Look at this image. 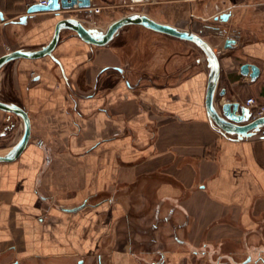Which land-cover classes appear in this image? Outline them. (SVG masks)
<instances>
[{
  "label": "crops",
  "instance_id": "0c3cea01",
  "mask_svg": "<svg viewBox=\"0 0 264 264\" xmlns=\"http://www.w3.org/2000/svg\"><path fill=\"white\" fill-rule=\"evenodd\" d=\"M35 3L0 0V56L41 49L60 19L81 11L59 17L38 12L14 22ZM91 3L101 11L93 10L90 22L79 19L99 29L136 10L203 30L220 57L230 95L222 101L236 115L251 116L250 107L237 101L256 96L264 85V0ZM131 6L135 10H125ZM223 13L230 14L228 21L215 19ZM219 27L237 37L236 47L224 48L229 34L218 35ZM53 54L60 65L49 57L23 58L11 74L8 64L0 69V90L19 96L32 119L30 144L19 158L0 162V264H70V255L83 249L70 253L62 239L37 238V220L47 198L51 211L44 217L52 209L79 214L88 206V190L98 197L94 209L107 198L125 210L152 207L142 213L149 217L160 206L169 222L173 208L178 250L188 248L191 264H264V137L225 135L210 123L204 104L209 66L197 45L128 25L105 46L62 31ZM32 74L39 79L32 82ZM5 116L0 110V120ZM103 190L109 196L102 199ZM75 207L81 208L68 210Z\"/></svg>",
  "mask_w": 264,
  "mask_h": 264
},
{
  "label": "rangeland",
  "instance_id": "374dc122",
  "mask_svg": "<svg viewBox=\"0 0 264 264\" xmlns=\"http://www.w3.org/2000/svg\"><path fill=\"white\" fill-rule=\"evenodd\" d=\"M133 8L131 6L125 10L131 12ZM0 121L5 123L4 119ZM22 129L23 125L11 139L3 140V144L0 143V153L5 154L13 146L12 144L17 142ZM108 196V192L103 190L99 197L103 199ZM85 197L88 206H85L79 214L71 213L67 217L66 214L61 215L52 209L50 216L44 217L49 212L48 207L44 206L42 207L44 215L37 220V238L46 236L56 240L62 239L61 241L68 243L67 251L70 253H74L77 248L83 249L70 255V264H79L77 259H82L86 264H97L101 260L103 264H153L155 261L159 264L164 250H167V257L163 264L195 262L191 259L188 248L182 247L178 250V243L175 240L177 231L172 227L175 222L173 208L169 209L170 213L167 215L169 222H166L161 216L160 206H156L149 217H143L142 213L152 207L128 206L125 207L126 211L124 207L111 205L110 200L106 198L100 208L94 209L98 197L93 196L91 190L86 191ZM52 264L60 263L53 260Z\"/></svg>",
  "mask_w": 264,
  "mask_h": 264
},
{
  "label": "water",
  "instance_id": "95a60500",
  "mask_svg": "<svg viewBox=\"0 0 264 264\" xmlns=\"http://www.w3.org/2000/svg\"><path fill=\"white\" fill-rule=\"evenodd\" d=\"M92 6L91 0H47L46 4L35 3L28 7V14L16 19L14 22L25 23L28 16L38 12H53L55 16L59 17L63 16L61 11H68L73 8H78L81 11H78L73 16L71 15L70 17L60 19L55 25L51 41L41 49L25 50L18 48L1 55L0 69L14 60L23 58L37 59L47 55L53 57L55 62L60 65V62L54 56L53 51L60 40L62 31L65 30H72L80 39L90 45L105 46L109 44L124 27L128 25H141L160 33L190 41L197 45L206 54L209 66V76L205 92V105L210 123L215 128L220 130L221 133H224L225 135L235 134L238 138L260 135V130L264 126V115L248 123L241 124V122L246 121L250 117L247 112L245 115H236L234 111L230 110V103L223 106V114H220L216 109L214 96L218 87L221 70L220 59L212 45L201 35V32L194 31L190 28L174 26L167 22L157 21L141 11H136L135 8L132 9L135 10L132 13H128L122 17L114 19L106 29H99L97 27L90 26L79 19L83 18L88 22L92 21ZM229 17L230 14L223 13L215 19L225 22L228 21ZM215 31L221 36L229 34V37L225 41L224 48L227 49L236 47L237 37L233 33H229L228 28L219 27L215 29ZM233 107L236 108L237 103H234ZM0 110L6 113H16L24 120L25 130L21 139L5 154L0 155V162H10L15 160L26 148L31 134V121L28 113L14 103H6L0 100ZM261 136L264 137V133H262ZM80 208L81 207H75L68 210L76 211ZM153 264H156V261L155 263L153 262Z\"/></svg>",
  "mask_w": 264,
  "mask_h": 264
},
{
  "label": "flooded vegetation",
  "instance_id": "af4514ba",
  "mask_svg": "<svg viewBox=\"0 0 264 264\" xmlns=\"http://www.w3.org/2000/svg\"><path fill=\"white\" fill-rule=\"evenodd\" d=\"M227 49H231V48H227ZM202 53L205 55L207 63H208V59H207L206 54L203 51H202ZM44 57H49L53 61H55L54 58L49 56V55L44 56ZM218 57H219V55H218ZM219 59H220V57H219ZM6 68H7L8 72L10 74H11V72L13 73V71H15V68H16V60L9 62L8 65L6 66ZM118 71H119V73L121 75H124V73H125V72H123V70H118ZM63 77L65 79L67 78L65 76H63ZM38 79H39L38 74H35V75H33L32 82L37 81ZM222 80H223V77H222V73H221V70H220L218 87H217V90H216L215 96H214L216 109L219 111L220 114H223V106L225 104H227V103H230L229 101L228 102H223L222 101L223 98H225V96H227V95L230 96L228 94V91H227V86H223ZM263 82H264V80H263ZM124 83H125V87H131V85H132L131 82L128 79H125ZM238 85H239L240 88L243 89V87H244V83L243 82L239 81ZM0 100L3 101V102H6V103H14V104L20 106L21 108H23L28 113V115L30 117L31 130H32L31 115L29 113V110L27 109L26 104L20 100L19 96L15 95V94L6 95V94L3 93L2 90H0ZM237 102L239 104H242L241 102L247 104L250 107V110H251V116L246 121L241 122V124L248 123V122H250V121H252L254 119H257V118L263 116L264 115V111H263L262 114H258V110L260 108H264V85H263V88L258 92V94L256 96L252 95V96L248 97L247 99H242V100H239ZM204 104H205V98H204ZM205 109H206V105H205ZM4 120H5V123H0V143L4 142L3 140L11 139L14 136L13 134H15L16 131H18V129L20 128L21 125H23V129H22V134L20 135V137L23 136L25 128H24V120L22 119L21 116H19L16 113H6V116L4 117ZM262 133H264V126L260 130V135H262ZM31 136H32V131H31L29 142H28L27 146L30 144ZM20 137L17 140V142L21 139ZM15 144H12V145H15ZM38 145L41 146L42 145V141H38ZM19 157H20V155L17 158H19ZM48 199L49 198H47V200ZM47 200L45 201V204H46L45 207H48V211L50 212V206H48V204H50V203H48ZM157 217H158V215H157ZM166 217H168V216H166ZM262 255H264V252L262 253ZM14 262H15L14 264L18 263L17 260H15Z\"/></svg>",
  "mask_w": 264,
  "mask_h": 264
},
{
  "label": "built area",
  "instance_id": "2783aa9c",
  "mask_svg": "<svg viewBox=\"0 0 264 264\" xmlns=\"http://www.w3.org/2000/svg\"><path fill=\"white\" fill-rule=\"evenodd\" d=\"M146 1H148V0H131L132 3H142V2H146ZM191 1H198V0H191ZM39 3L40 4H46L47 0H39ZM93 10L95 13H99L101 11V8L100 7H94ZM263 111H264V108H260L258 110V114H262Z\"/></svg>",
  "mask_w": 264,
  "mask_h": 264
},
{
  "label": "bare ground",
  "instance_id": "6f19581e",
  "mask_svg": "<svg viewBox=\"0 0 264 264\" xmlns=\"http://www.w3.org/2000/svg\"><path fill=\"white\" fill-rule=\"evenodd\" d=\"M21 138V137H20Z\"/></svg>",
  "mask_w": 264,
  "mask_h": 264
}]
</instances>
